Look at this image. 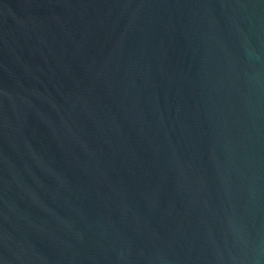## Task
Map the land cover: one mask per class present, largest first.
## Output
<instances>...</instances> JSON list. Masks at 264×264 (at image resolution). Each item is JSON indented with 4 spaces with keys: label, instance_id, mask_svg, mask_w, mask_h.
I'll return each instance as SVG.
<instances>
[{
    "label": "water",
    "instance_id": "95a60500",
    "mask_svg": "<svg viewBox=\"0 0 264 264\" xmlns=\"http://www.w3.org/2000/svg\"><path fill=\"white\" fill-rule=\"evenodd\" d=\"M0 264H264V0H0Z\"/></svg>",
    "mask_w": 264,
    "mask_h": 264
}]
</instances>
